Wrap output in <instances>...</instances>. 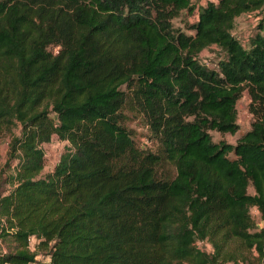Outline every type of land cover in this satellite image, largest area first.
<instances>
[{"label": "trees", "instance_id": "1", "mask_svg": "<svg viewBox=\"0 0 264 264\" xmlns=\"http://www.w3.org/2000/svg\"><path fill=\"white\" fill-rule=\"evenodd\" d=\"M255 10L264 16V0H0V132L13 165L0 264L264 255V22L247 44L232 32ZM182 11L196 15L185 28L173 23ZM212 44L224 53L216 67L198 58ZM243 90L250 128L214 141L210 130L239 128ZM125 108L145 118L153 146L137 143ZM53 135L68 145L42 172Z\"/></svg>", "mask_w": 264, "mask_h": 264}, {"label": "rangeland", "instance_id": "2", "mask_svg": "<svg viewBox=\"0 0 264 264\" xmlns=\"http://www.w3.org/2000/svg\"><path fill=\"white\" fill-rule=\"evenodd\" d=\"M208 1L210 0H191V3L196 8H198L199 6L205 5ZM195 17L196 15L187 14L185 11H182L180 16L173 18V23L175 26H181L185 28L184 21L187 20L191 22L195 19ZM261 21L264 22V16L259 10L245 12L236 17L232 32L237 37H239L244 44H247L249 35L258 30V26ZM223 56V51L215 44L203 48L198 54L200 62L206 64L209 67H216L217 61ZM249 100L250 98L247 91L243 90L236 102L237 122L239 123V128L234 133L210 130L212 139L214 141L224 139L228 142L234 143L243 132L250 128L253 116L248 108ZM124 112L126 114L125 123L134 131L133 134L137 143L141 145L146 144L147 146L151 144V146H153V140L147 137L149 130L142 114L132 108H125ZM15 133H19V127L15 129ZM10 137L11 134L8 132H0V189L2 187L8 186L4 178L10 172L13 166L12 165L9 167V162H7V150ZM67 145L68 142L66 140H61L56 135H53L49 141L42 143L45 155L42 172H48L52 170L58 161L60 154L66 149ZM248 191L252 193L254 192V189L251 185L248 186ZM251 214L254 217V220L258 224H261L260 214L255 207L251 208ZM35 241V237H30L29 242L32 247H34ZM199 245L205 250H209L210 248V245L206 242H199ZM6 248V242L2 240L0 236V250H4ZM245 258L246 260H242H245L244 262H248L250 264H264V255H259L257 250L248 251ZM45 261L46 257L40 254L37 256L36 262H31L29 264H45Z\"/></svg>", "mask_w": 264, "mask_h": 264}, {"label": "built area", "instance_id": "3", "mask_svg": "<svg viewBox=\"0 0 264 264\" xmlns=\"http://www.w3.org/2000/svg\"><path fill=\"white\" fill-rule=\"evenodd\" d=\"M5 250V249H4ZM3 250V251H4ZM223 264H250L248 262H244V261H238V262H232V261H228V262H224Z\"/></svg>", "mask_w": 264, "mask_h": 264}, {"label": "crops", "instance_id": "4", "mask_svg": "<svg viewBox=\"0 0 264 264\" xmlns=\"http://www.w3.org/2000/svg\"><path fill=\"white\" fill-rule=\"evenodd\" d=\"M6 264H9V263H6Z\"/></svg>", "mask_w": 264, "mask_h": 264}]
</instances>
